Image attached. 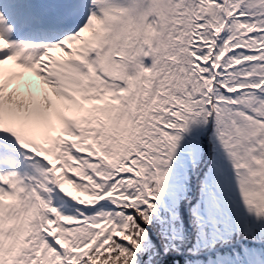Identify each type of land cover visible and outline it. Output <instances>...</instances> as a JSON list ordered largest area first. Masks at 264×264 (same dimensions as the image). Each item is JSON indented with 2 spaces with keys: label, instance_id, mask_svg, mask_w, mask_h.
<instances>
[{
  "label": "snow or ice",
  "instance_id": "1",
  "mask_svg": "<svg viewBox=\"0 0 264 264\" xmlns=\"http://www.w3.org/2000/svg\"><path fill=\"white\" fill-rule=\"evenodd\" d=\"M264 264V0H0V264Z\"/></svg>",
  "mask_w": 264,
  "mask_h": 264
},
{
  "label": "trees",
  "instance_id": "2",
  "mask_svg": "<svg viewBox=\"0 0 264 264\" xmlns=\"http://www.w3.org/2000/svg\"><path fill=\"white\" fill-rule=\"evenodd\" d=\"M174 257H168L167 259H169V260H171V259H173Z\"/></svg>",
  "mask_w": 264,
  "mask_h": 264
}]
</instances>
